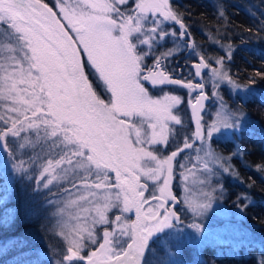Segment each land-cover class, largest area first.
I'll return each mask as SVG.
<instances>
[{
  "label": "snow or ice",
  "instance_id": "1",
  "mask_svg": "<svg viewBox=\"0 0 264 264\" xmlns=\"http://www.w3.org/2000/svg\"><path fill=\"white\" fill-rule=\"evenodd\" d=\"M127 3L57 0L61 17L67 21L64 25L41 0H0V25L6 26L0 29V150L11 151L16 161L13 168L26 174L29 169L25 164L42 157H30L27 162L22 157L27 149L40 145L46 160L36 183L43 182L42 187L48 188L54 181H67L70 187L64 191L74 197L70 203L85 215L94 212L93 225L108 224L110 209L120 211L111 221L116 228L106 229L103 242L86 257L81 254L87 246L84 241L97 243L92 228L72 230L62 225V232L68 229L65 238L69 246L60 264L85 260L86 264H141L150 239L165 229H177L181 223L166 205L176 200L170 190L172 161L183 149L163 159L150 149L167 144L169 122L181 124L172 110L182 100L169 94L154 99L141 81L199 89L194 101H188L196 118L194 136L203 141L220 132L216 122L205 132L197 115L208 98L204 85L166 74L162 62L173 55L172 50L153 55L160 41L176 36L164 27L166 22L179 24L181 37L187 34L182 18L171 9L169 0H137L135 8L122 11L120 6ZM81 51L111 93L107 103L93 91ZM149 56H153L152 67L145 65ZM195 67L199 76L208 64L201 57ZM213 75L233 83L226 73L213 69ZM223 127L238 133L242 125L237 118L224 121ZM9 139L16 145L14 150L8 146ZM190 147L186 138L184 148ZM109 173L115 174L114 183ZM141 177L158 184L163 179L159 195H151L155 204L145 196L148 188ZM203 196V203L186 201L195 216H203L211 208V193ZM133 211L135 220L123 219ZM189 227L199 232L202 224L194 222ZM165 235L168 240L178 239L175 232Z\"/></svg>",
  "mask_w": 264,
  "mask_h": 264
},
{
  "label": "trees",
  "instance_id": "2",
  "mask_svg": "<svg viewBox=\"0 0 264 264\" xmlns=\"http://www.w3.org/2000/svg\"><path fill=\"white\" fill-rule=\"evenodd\" d=\"M169 2L182 18L194 50L203 51L206 60L219 57L228 76L247 89L236 100L246 117L236 138L212 143L227 157L222 203L236 207L240 218L226 238L201 246L167 229L151 238L141 264H260L264 260V0ZM168 150L155 148L154 154L164 157ZM24 175H2L0 170V264H55L53 260L62 256L63 241L52 221L43 223L50 214L49 195L37 191L35 180ZM124 217L133 219L130 213ZM187 223L193 222L183 224ZM226 223L214 215L202 230ZM168 232H175L178 239L168 240Z\"/></svg>",
  "mask_w": 264,
  "mask_h": 264
},
{
  "label": "rangeland",
  "instance_id": "3",
  "mask_svg": "<svg viewBox=\"0 0 264 264\" xmlns=\"http://www.w3.org/2000/svg\"><path fill=\"white\" fill-rule=\"evenodd\" d=\"M41 2L47 4L49 8H52L53 12L57 14V18L61 19V23L67 25V21L63 20L61 17L59 7L57 6V0H41ZM136 2L137 0H128V3L126 5H121L120 8L122 11L135 8ZM4 27L6 26L0 25V29ZM164 27L169 32H175L176 36H168L165 40L160 41L159 45L156 46L153 55L160 56L169 50L173 51V55L169 56L162 62V69L171 79L182 80L185 83L191 81L193 84H203V91L209 97V101L202 114L201 124L205 132L214 122L220 126V132L215 133L211 139H205L203 141L197 139L194 136L197 124L188 101H194V98L199 93V89L192 90L177 84L153 85L151 82L141 81L148 94L154 99L160 98L164 94L181 97L182 103L172 110L173 114L181 120V124L177 125L175 122H169L167 144L161 143L151 146L150 150L155 152V148H160V150H165L166 148L169 149L166 156L161 157V155H158L159 158L163 159L170 156L172 152L178 151V149H183L182 152H178V155L172 161L170 190L171 194L176 197V200H169L166 207L169 208V206H171L180 217L181 223L177 225H181V227H178L174 231L183 240L201 246L212 240L226 238V236L233 230H236L232 223L240 218V214L236 207L228 208L222 203L223 190L221 187V176L223 173H229V171H224V168H227V157L220 155L218 150L213 147L212 143L213 141L236 138L239 132L234 133L232 129L224 128L223 122H235L237 118H239L240 123L243 126L246 117L238 108L236 100L239 101L243 98L247 89L239 86L232 79L231 81L233 83H229L228 80H218L217 77L213 75V69L227 74L219 57L210 60L204 58V62L208 64V67L201 68L200 75L197 76L195 65L201 63V57H203L204 52L201 50H194L187 35L180 36L183 29L180 28L179 24L173 27V24L168 21ZM66 30L74 37V33H72L70 29L66 28ZM80 59L84 65L85 75L88 77L93 91L96 92L100 99L107 103L111 97V93L107 90L104 82L99 79L98 74L95 73V69L88 63L87 55L82 51L80 53ZM218 61L220 62L218 63ZM145 65L148 67L153 66V56L145 58ZM193 65L195 67L194 69L191 68ZM214 83L217 84L218 87H213ZM214 93L217 94L214 95ZM186 138L192 147L184 148ZM8 146L13 150L16 148V145L12 144L11 139L8 141ZM3 151L4 150L0 151V170L2 175L6 173H12L14 175L24 174L17 172L13 168V164L16 161L12 157V152L8 150H5V152ZM209 153H211V155H209ZM16 154L19 155L18 152ZM37 155L41 156L42 159L37 160L34 164L26 163L25 167L28 168L29 171L24 176L26 179L35 180L37 191L47 192L49 195V198L46 201L50 207V214L48 215V219L43 223L48 225L52 221L51 225H54L53 228L57 232V236L63 241L62 256L53 261L55 264H60V262L63 261L64 256L67 254L69 243L68 239L65 237L68 229L75 230L77 228L90 226L96 237L97 243L92 244L88 240L84 241L87 246L83 249L81 254L86 257L91 251L98 248L99 243L103 242V233L107 228L108 231H112L113 228H116V225L111 223V221H114L115 217L120 215V211L118 208L110 209L106 213L109 220L108 224L93 225L91 223V217L95 214L94 212L85 215L80 211L78 205H72L70 203V199H74V197L70 198L68 193L64 191L65 188L70 187L67 181H61L59 184L54 181L48 188L42 187L43 182H41L40 185L36 183L40 166L46 160L41 146L37 145L35 149H27L26 154L22 157V159L27 162L30 157L33 160H36ZM109 175L113 178L112 182L114 183L115 174L109 173ZM141 183L147 184L148 190L145 192V196L149 198L150 204H155L156 201L151 200V195H159L158 188L160 184L163 183V179H161L158 184L153 180L141 177ZM59 192L61 193L59 194ZM205 192L211 193L212 195L211 208H209L203 216H195L186 201H190L192 204L203 203L205 199L203 193ZM80 203L83 204V202ZM83 206L90 207L87 204H84ZM214 215L227 220V223L219 227H214L208 231L201 229L199 232L190 228V224H183L184 222H195L200 223L203 226V224L210 223V218ZM123 219H125V217H123ZM65 224L68 225V229H65L62 232V225ZM101 227H104L103 230ZM99 228L102 231H99ZM42 229L43 228H41V231ZM166 231L167 229L164 230V232ZM164 232L157 233L153 237H160ZM73 264H86V260L84 262L74 261Z\"/></svg>",
  "mask_w": 264,
  "mask_h": 264
},
{
  "label": "water",
  "instance_id": "4",
  "mask_svg": "<svg viewBox=\"0 0 264 264\" xmlns=\"http://www.w3.org/2000/svg\"><path fill=\"white\" fill-rule=\"evenodd\" d=\"M200 64V63H199ZM202 68H204V67H202ZM208 97V96H207ZM208 101H209V97L206 99V100H203L202 101V105H203V107L202 108H200V109H198V113H197V115L200 117V118H202V114H203V112H204V110H205V106H206V104L208 103ZM195 120H196V118H195ZM133 215H134V220H135V212L133 211Z\"/></svg>",
  "mask_w": 264,
  "mask_h": 264
},
{
  "label": "flooded vegetation",
  "instance_id": "5",
  "mask_svg": "<svg viewBox=\"0 0 264 264\" xmlns=\"http://www.w3.org/2000/svg\"><path fill=\"white\" fill-rule=\"evenodd\" d=\"M187 53V52H186ZM192 69H194V66L191 67Z\"/></svg>",
  "mask_w": 264,
  "mask_h": 264
}]
</instances>
